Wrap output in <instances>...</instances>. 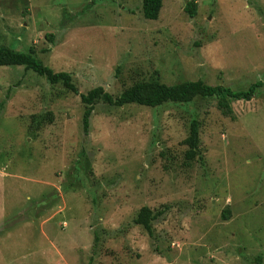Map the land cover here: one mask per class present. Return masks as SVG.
<instances>
[{
	"label": "rangeland",
	"instance_id": "1",
	"mask_svg": "<svg viewBox=\"0 0 264 264\" xmlns=\"http://www.w3.org/2000/svg\"><path fill=\"white\" fill-rule=\"evenodd\" d=\"M188 1L147 19L143 0H0V45L34 46L79 89L0 66V264H264V84L232 114L217 98L99 100L84 128L97 86L264 83V0H194L193 17ZM195 118L203 159L186 158Z\"/></svg>",
	"mask_w": 264,
	"mask_h": 264
},
{
	"label": "trees",
	"instance_id": "2",
	"mask_svg": "<svg viewBox=\"0 0 264 264\" xmlns=\"http://www.w3.org/2000/svg\"><path fill=\"white\" fill-rule=\"evenodd\" d=\"M163 0H143V12L147 19H157L160 15ZM185 10L195 16L197 5L194 0L186 3ZM0 66H24L37 74L45 77L50 83H62L69 90L79 93V89L74 83L72 74L67 71H55L52 67L45 64L36 54V49L31 46L28 51H18L8 45H0ZM262 81H257L250 85L246 90H233L223 85H212L203 79L182 81L174 85H168L155 77L149 81H138L126 88L118 96L105 90L102 86H97L87 93H81V100L85 105L83 114V124L85 131L88 132L90 119L95 109V104L102 100L111 106L122 107L136 103L151 107L163 105L166 102L189 103L197 98L211 99L217 98L218 106L226 114L233 113L232 102L237 100H251L257 90L263 86ZM53 119L52 112L34 114L32 124L40 127V124ZM188 145L186 158L193 159L198 156L203 159L201 152L200 122L193 119L190 126V133L185 139ZM203 161V160H202ZM157 214L149 206H143L134 222L142 225L150 235H153V221ZM100 240L97 230H95V243Z\"/></svg>",
	"mask_w": 264,
	"mask_h": 264
}]
</instances>
